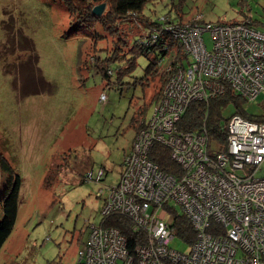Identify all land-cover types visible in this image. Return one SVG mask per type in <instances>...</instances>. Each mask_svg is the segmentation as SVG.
<instances>
[{
	"label": "rangeland",
	"instance_id": "rangeland-1",
	"mask_svg": "<svg viewBox=\"0 0 264 264\" xmlns=\"http://www.w3.org/2000/svg\"><path fill=\"white\" fill-rule=\"evenodd\" d=\"M82 1L90 11L91 0ZM101 4L100 17L107 10ZM143 9L174 23L197 17L212 24L252 20L263 29L264 22V0H150ZM81 15L61 0H0V161L21 179L17 216L0 249V264H81L77 253L87 239L86 225L101 220L103 199L97 194L117 182L137 123L152 115L158 78L145 77L150 56L135 54L134 67L124 69L143 25L97 20L88 26L81 22L90 18ZM203 39L211 49L207 32ZM111 54L125 57L105 61ZM97 56L114 71L109 84L92 66ZM242 108L263 115V95ZM221 114L224 122L235 109L229 105ZM73 167L74 173L68 170ZM99 169L106 172L99 183L83 180L86 171ZM255 177H264V165ZM8 179L0 168V197ZM180 211L174 205L166 217ZM169 247L189 251L178 237Z\"/></svg>",
	"mask_w": 264,
	"mask_h": 264
},
{
	"label": "built area",
	"instance_id": "built-area-1",
	"mask_svg": "<svg viewBox=\"0 0 264 264\" xmlns=\"http://www.w3.org/2000/svg\"><path fill=\"white\" fill-rule=\"evenodd\" d=\"M129 21L142 27L133 12ZM137 44L151 46L152 54L167 50L156 62L164 87L152 115L134 134L119 179L97 194L103 199L101 220L86 225L78 262L264 264V177H255L264 165V122L231 116L221 127L223 144L209 142L205 118L198 129L181 127L192 104L207 103L226 86L246 101L262 94L264 105V29L248 22L212 24L197 17L174 23L163 17L144 29ZM98 99L104 101L105 94ZM154 146L169 151L179 173H168L149 158ZM105 174L88 170L82 177L99 183ZM174 205L195 234L187 253L169 247L174 217L167 218L166 211ZM111 216L125 218L138 234L133 248L116 225H106Z\"/></svg>",
	"mask_w": 264,
	"mask_h": 264
},
{
	"label": "trees",
	"instance_id": "trees-1",
	"mask_svg": "<svg viewBox=\"0 0 264 264\" xmlns=\"http://www.w3.org/2000/svg\"><path fill=\"white\" fill-rule=\"evenodd\" d=\"M61 1L64 4V6H66V8L70 10V12L76 13L77 17L79 16V19L82 18L81 16H83L81 15L82 12L86 15L87 19L90 18L89 21L82 20L81 22L88 26H90L89 24H92L93 22L98 20L101 21L103 24H107V22L109 25L117 23V25L121 27H126L125 21H127V15L130 12H133L136 15L138 21L143 25L144 29L150 28L151 26L156 24V18H151L150 16L146 15L143 12L144 10L143 8L145 4L150 0H91L92 4L91 7L89 8L90 11L88 9L84 10L82 8V4H84L82 0H73L74 2L69 0H61ZM103 2L105 6H107V10L105 15L100 17L99 15L93 13V8L97 6V4ZM175 22L181 23L182 21L181 19L179 20L175 19ZM244 22H248V24H250L255 29L261 30L257 28V26L254 24L252 20H246ZM115 24L113 26H115ZM126 44L129 45L128 41ZM151 50H152L151 46L145 47L138 45L137 40L135 38L132 46L129 47L127 50L128 52H132L133 58L127 61L124 69L125 71H130L134 67L135 54H144L146 56H150L151 62L145 70V75H146L145 77L149 76L151 80L153 78H158V85H157L158 90H156L153 93V97L150 102V104H154L161 94L165 81L164 77L158 74V70L156 67L157 57L163 58L167 53V50L162 51L160 49L159 53H155L154 51L153 52L154 54L151 53ZM176 53H177V58L180 59L181 54L178 51V49H176ZM123 57H125V55H120V54L117 55V57H115L114 54H111L110 56L105 57V59L104 58L100 59V57L97 56V59L95 60L94 63H92V66L94 67L96 73L99 76L101 75V79L102 78L105 79L108 82L106 84H109L110 77L114 76V71L108 67L104 68L102 66L103 63L102 60L103 59L105 61L113 60L114 62L117 60L118 61L122 60ZM120 72L121 70L119 69L118 70L119 75L121 74ZM146 80L148 79L146 78ZM245 101L246 100L243 99L240 95L233 92V90L230 87L226 86L224 88L223 94L213 99H210L207 103L196 102L192 104L189 107V109L186 110V112L181 118L182 120L181 127L185 130L198 129L203 124L205 118V127L208 131L209 142H217L223 144L225 142V132L224 130L221 129V127L225 124V121L224 122L222 121L221 113L225 107L231 105L235 109V115H239L251 121L264 122V114L248 115L245 112V110H243L242 107ZM144 121L145 120L143 119L142 121H139L137 123L136 131L138 130L139 127H141V123H143ZM149 158L153 162H155L160 167V169L168 173H173V174L179 173L178 166L170 159L169 151H167L166 149L160 146H154L149 153ZM0 168L1 171H7L9 173V179L4 189V193L0 197V249H1V247L3 246L9 235L11 234V231L13 229L16 220L18 205H19V191L21 187V179L19 176L13 174L12 168L3 160L0 161ZM173 217H174L173 226H174L175 237L183 239L185 243H191L193 241L195 234L192 230L189 221L182 214L179 213L174 212ZM110 224L116 225L120 229L121 233H123V235L126 236L128 246L130 248H133L135 246L137 242L138 234H135L131 231L128 220L120 216H111L107 220L106 225H110Z\"/></svg>",
	"mask_w": 264,
	"mask_h": 264
},
{
	"label": "water",
	"instance_id": "water-1",
	"mask_svg": "<svg viewBox=\"0 0 264 264\" xmlns=\"http://www.w3.org/2000/svg\"><path fill=\"white\" fill-rule=\"evenodd\" d=\"M104 10V5H97L93 8V13L100 15L102 13V11Z\"/></svg>",
	"mask_w": 264,
	"mask_h": 264
},
{
	"label": "crops",
	"instance_id": "crops-1",
	"mask_svg": "<svg viewBox=\"0 0 264 264\" xmlns=\"http://www.w3.org/2000/svg\"><path fill=\"white\" fill-rule=\"evenodd\" d=\"M65 157H66V155H65ZM65 157H64V158H65ZM79 167H80V168H87L88 165H87V164H82V163H80V164H79ZM74 169H75V168L73 167V168H69L68 170L74 173Z\"/></svg>",
	"mask_w": 264,
	"mask_h": 264
}]
</instances>
